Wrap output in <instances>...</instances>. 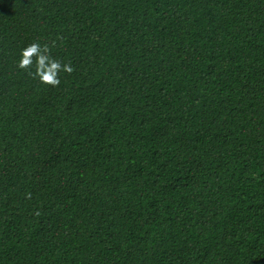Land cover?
Returning <instances> with one entry per match:
<instances>
[{
  "label": "trees",
  "instance_id": "obj_1",
  "mask_svg": "<svg viewBox=\"0 0 264 264\" xmlns=\"http://www.w3.org/2000/svg\"><path fill=\"white\" fill-rule=\"evenodd\" d=\"M0 264H264V0H0Z\"/></svg>",
  "mask_w": 264,
  "mask_h": 264
},
{
  "label": "clouds",
  "instance_id": "obj_2",
  "mask_svg": "<svg viewBox=\"0 0 264 264\" xmlns=\"http://www.w3.org/2000/svg\"><path fill=\"white\" fill-rule=\"evenodd\" d=\"M58 39H60L58 37ZM55 46V42L53 45ZM21 59L17 67L25 70L34 79H38L41 84L58 87L60 84V73L71 74L75 71L71 63H64L55 58L51 52V46L48 44L41 45L39 42H33L21 51ZM34 67V71H33ZM29 198H30V194ZM36 215H40L39 212Z\"/></svg>",
  "mask_w": 264,
  "mask_h": 264
}]
</instances>
